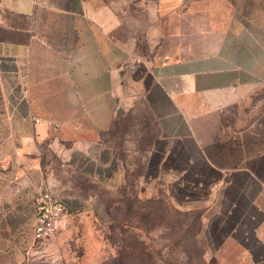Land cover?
I'll return each mask as SVG.
<instances>
[{"label": "crops", "instance_id": "0c3cea01", "mask_svg": "<svg viewBox=\"0 0 264 264\" xmlns=\"http://www.w3.org/2000/svg\"><path fill=\"white\" fill-rule=\"evenodd\" d=\"M139 13L149 20L141 27ZM234 22L226 0H0V98L13 100L0 115L7 109L26 152L37 131L72 151L105 145L120 114V66L142 37L155 52L147 90L157 127L141 150V179L163 182L180 209L202 210L206 225L216 213L254 219L264 211V140L238 104L264 80V43L239 35ZM14 205L0 195V211Z\"/></svg>", "mask_w": 264, "mask_h": 264}, {"label": "rangeland", "instance_id": "374dc122", "mask_svg": "<svg viewBox=\"0 0 264 264\" xmlns=\"http://www.w3.org/2000/svg\"><path fill=\"white\" fill-rule=\"evenodd\" d=\"M226 3L239 35L264 43V0ZM141 15L139 27L149 21ZM154 53L142 37L127 53L115 90L119 118L105 133L103 146L72 151L71 143L37 131V141L26 152L16 147L19 136L9 127L13 120L7 109L0 115L5 124L0 130V195L15 202L0 211V264H264V241L256 237L264 236V211L253 212L254 219L236 211L233 218L216 213L206 225L202 210L180 209L157 189L158 180L139 177L141 150L157 127L147 90ZM244 94L238 104L242 122L262 130L264 140V80ZM4 102L7 107L13 100L0 98V108ZM39 181L70 207L45 243L35 240L31 224L37 207L30 200ZM145 186L153 192L148 194ZM261 202L264 206V194Z\"/></svg>", "mask_w": 264, "mask_h": 264}, {"label": "built area", "instance_id": "2783aa9c", "mask_svg": "<svg viewBox=\"0 0 264 264\" xmlns=\"http://www.w3.org/2000/svg\"><path fill=\"white\" fill-rule=\"evenodd\" d=\"M70 214L69 205L51 188L44 189L37 202L34 238L40 242L53 239L57 223Z\"/></svg>", "mask_w": 264, "mask_h": 264}, {"label": "trees", "instance_id": "16d2710c", "mask_svg": "<svg viewBox=\"0 0 264 264\" xmlns=\"http://www.w3.org/2000/svg\"><path fill=\"white\" fill-rule=\"evenodd\" d=\"M142 171H143V169H142ZM141 174H142V172H141ZM141 176V175H140ZM139 176V177H140ZM141 178V177H140ZM160 183H161V181H159V187H157V189L159 190L160 188L162 189L161 190V193H164V194H166L165 193V190H164V188L162 187V185H163V183H162V185H160ZM163 191V192H162ZM167 196H169L168 194H166ZM169 198H171V196L169 197ZM171 200H172V198H171ZM173 201V200H172ZM174 203V202H173ZM175 204V203H174ZM183 210V209H182ZM187 211H191V210H187Z\"/></svg>", "mask_w": 264, "mask_h": 264}]
</instances>
